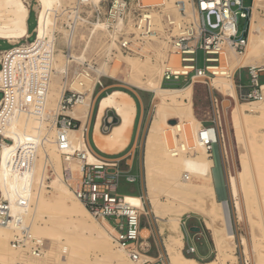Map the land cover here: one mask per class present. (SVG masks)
<instances>
[{
	"label": "built area",
	"instance_id": "1",
	"mask_svg": "<svg viewBox=\"0 0 264 264\" xmlns=\"http://www.w3.org/2000/svg\"><path fill=\"white\" fill-rule=\"evenodd\" d=\"M254 5L255 0L248 8L244 6V0H75L72 5L64 7L59 19V24L66 30L65 35L56 32L53 44L45 46L37 42V11L31 3L30 15L34 13L36 18L34 40H30V34L26 39L11 44L10 49L0 50V158L3 147L13 144L8 133L16 119H33L44 126L45 133L52 129L55 132L54 144L64 161L62 179L74 197L91 216L109 225L115 244L125 251L131 261L136 264H165L163 257L148 258L149 247L141 234L142 218L146 214L126 196L117 194L123 177L122 161L94 150L88 143L92 118L83 144L77 145L71 137V131L82 127V121L73 116V111L85 101L89 93L87 87L96 77V67L101 65L100 61L75 58V41L83 29L100 27L107 37L106 43H115L114 52L142 58L146 46L163 42L170 56L179 58V71H173L167 61L162 86L181 79L192 84L212 86L214 79L231 75L234 58H242L247 53L249 21ZM241 20L247 21L242 32L239 28ZM69 39H72L71 43ZM199 52L205 56L203 69L197 67ZM59 53L66 64L60 73L64 92L52 113L49 94L52 79L57 73L55 57ZM242 70L237 68L232 73L233 79ZM247 70L251 86L242 96V101H262L264 90L259 78L264 74V68L249 66ZM97 87H102V84H95L93 97ZM240 89L244 87L240 85ZM217 114L211 122L213 126H203L197 135L199 146L210 156L224 142L223 125L219 112ZM172 141L169 151L176 157L191 156L196 152V142L193 139L191 144L185 130L176 131ZM40 148L38 144H28L11 152L9 167L18 179L27 176L35 179ZM73 163L79 167L76 181L70 169ZM50 172L51 169L47 175ZM126 179L130 183L136 182V177L127 176ZM185 179L189 180V175ZM141 199L146 206L144 197L141 196ZM27 207L25 198L17 196L12 200L0 186V226L15 233L12 241L14 249L42 260L47 242L31 233L26 222ZM187 253L194 255L196 250L190 247ZM65 255L63 251L61 257L64 260ZM58 264H65V261L61 259Z\"/></svg>",
	"mask_w": 264,
	"mask_h": 264
},
{
	"label": "bare ground",
	"instance_id": "2",
	"mask_svg": "<svg viewBox=\"0 0 264 264\" xmlns=\"http://www.w3.org/2000/svg\"><path fill=\"white\" fill-rule=\"evenodd\" d=\"M36 1L37 42L47 46L51 31L57 30L62 35L66 33V30L62 25L55 28L58 18L55 14L53 0ZM29 3H26L25 0H0V39L16 44L21 39L23 40L29 36ZM259 4L260 0H255L253 13ZM255 19L257 20V16ZM263 25H257L254 19L252 20L247 53L242 58H234L232 73L237 68L247 65L257 66L262 63L260 60L264 61ZM68 42L71 43L69 40ZM114 48L115 43L111 41L107 48L109 58ZM143 53L145 54V60L123 56L115 52V57L112 58L117 60L115 61L117 63L115 67L111 69V65L104 63L96 69V77L87 87L89 93L87 92L85 101L83 104L76 106L73 111V116L82 121V127L80 130L71 131V137L77 145L83 144L85 125L90 118L92 109L93 90L100 78L107 77L120 81L121 68L130 67L129 71L125 70L123 72L127 77L126 82L136 89L154 94L155 112L148 128L144 148V183L150 213L154 215L155 219L166 221L168 226L177 233V236H172L171 241L166 244L170 264H227L229 259L235 261L237 259L234 254L235 235L232 228L229 204L226 198L217 196L212 183L215 162L210 157H214V155L210 156L206 153L205 149L199 146L197 142V135L203 127L193 112V84H188L183 88H166L162 86L163 68L166 67L164 65L169 55V49L165 43H150L143 49ZM154 56L156 57L155 64L152 63ZM83 58L81 56L77 59L82 61ZM65 65L61 59L55 61L57 70L55 77L60 75ZM175 71L177 72L179 69ZM232 73L229 77L214 79L212 86L223 92L224 95L235 98L236 91ZM146 75L147 78L144 79L143 77ZM50 88L49 105L53 113L63 95L64 85L61 81V86L53 85ZM108 111H113L120 122L111 128L104 127L105 133H101V121ZM136 111L135 100L126 91L114 89L101 98L96 116V144L102 152L115 154L127 148ZM171 117L174 119L172 121H178V123L172 125L170 123ZM231 119L238 144L242 147L241 149H244L240 157L242 172L238 177L231 175L229 178L231 195L235 200L239 218H241L239 186L243 190L246 189L254 175L248 154L249 147L244 135L246 132L251 131L252 126L256 123L255 121L264 119V99L258 102L237 104L232 111ZM109 122H112L111 118ZM186 126H191L194 131L196 154L194 153L195 155L190 157L185 155L176 157L169 151L170 137L168 133L169 131L173 133L174 138L171 139H175L176 131H184ZM54 134L55 132L52 129L45 133L44 126L41 123L26 117L16 119L10 126L8 138L13 140V144L4 146L2 149L0 158L1 189L12 200L17 196H21L28 201L26 222L29 223L31 233L33 236H38V239L44 238V240L51 241L47 243L44 259L32 258L14 249L11 240L15 238V233L10 228L0 226V264H41L40 262H47L53 258V253L56 252L53 250L58 251L59 248L61 251L66 252L65 260L63 259L65 264H80L83 261V253L89 248H99L104 251L106 258H113L112 245H115V242L111 234L103 229V225L107 227L109 225L91 216L82 203L74 197L70 187L62 179L64 161L54 144ZM28 144L41 146L38 154L41 159H44L45 163L43 166L38 165L36 167L35 179L32 176L19 177L20 179H18L10 170L9 158L13 150ZM48 165L52 167L56 176L51 185L48 186L52 189L53 197L48 196L49 192L46 191L45 180ZM70 169L74 173V181L78 180V165L73 163ZM188 175L190 179L186 180L185 177ZM191 177L201 180L200 183L194 184L191 182ZM163 189L166 191L165 195L167 197L165 203L162 202L160 194ZM126 197L142 212L148 214L141 197ZM191 213L202 214L205 217V223L212 233L216 250V257L213 260L201 263L193 258L186 257L182 253L183 239L178 232L179 223L185 215ZM63 237H68L66 243H62ZM242 242L245 253H248L249 249L245 237H243ZM53 246L56 247L53 249ZM259 247L257 245L253 250L258 253L256 262L263 264L264 256H262V252L264 251H260ZM119 251L125 253L121 249ZM125 255V257H128L126 253ZM125 257H119L118 264H136L129 257Z\"/></svg>",
	"mask_w": 264,
	"mask_h": 264
},
{
	"label": "rangeland",
	"instance_id": "3",
	"mask_svg": "<svg viewBox=\"0 0 264 264\" xmlns=\"http://www.w3.org/2000/svg\"><path fill=\"white\" fill-rule=\"evenodd\" d=\"M28 1L25 0L26 3L30 2L29 3L30 5L31 3H32V6L35 5V8H36L37 6L36 0H30L29 2ZM53 1L55 5V14H57V18H58L56 21L55 28H58L59 26H61L59 24V19L62 15V12L64 11V7L68 5H72L75 2V0H53ZM251 1L252 0H244V6L248 8L251 5ZM257 8H256L257 11L255 10V12L250 15L249 23L251 24L252 20L254 19L257 25H262L264 24V0L263 1L260 0V4L258 5ZM256 16H257V20L255 19ZM246 25H247L246 20L240 21L239 28L241 32L244 30ZM262 27L264 31V25ZM35 28H36V18H35L34 13H32L29 18V22H28L29 33L32 34V37L30 39L31 41L34 40ZM56 32L57 30L51 31L49 38H48V45L53 44V41L56 38L55 37ZM62 35H65V34H62ZM106 40H107V37L105 35V32H103L100 27H96L95 29H90V30H88L87 28L83 29V31L80 33V36H78L77 40L75 41L76 47H77L76 49L77 53H75V56L77 58L83 56L84 57L83 60H86V61H95V62L100 61L101 65H103L104 63H108L109 66L111 65L110 68L112 69L113 67L117 65V63L115 62L117 60L112 59L115 57L114 51L112 52V55L110 58L107 56V48L110 42L106 43ZM69 41L72 42V39L71 40L69 39ZM6 42H0V50H8L11 48V46H9ZM143 55H144L143 58L137 57V56H133V57L138 58L140 60H145L146 59L145 54L143 53ZM59 59L63 60V62L65 63V59L60 53L56 55L55 61ZM155 59L156 57L154 56L152 60L153 64L156 63ZM167 61H169V66L173 68V71L179 68V58L178 57H175L173 55L170 56V53H169L167 57ZM260 61L262 63H260L256 67L264 68V61L262 60ZM260 61L258 60V62ZM164 66L166 67L163 68V74H164L165 69L167 68L166 63ZM99 67H96V69H98ZM197 67L199 69H203L205 67V56L203 52H199L198 54ZM128 69L130 70V67L128 66L124 67L123 69L121 68L120 71H122L121 72L122 74L121 73L119 74L121 78L120 81H114V80L108 79L107 77H104V78L101 77L102 79L100 78L102 87H108L113 84H118L119 87L115 89H120V90L128 92L135 98V100H138V95L141 96L146 108L148 107L147 115L143 121L141 128L137 127L136 142L134 144V147H131L129 150H127L126 152L118 156L119 158L123 157L127 155L131 150H133V148L134 149L136 148V152L134 154L135 161L133 163L129 162V164L131 165V168L127 166V160H130L131 157H127L125 161H122L120 163V168H121V171L123 172V177L119 181V185L117 188V194L121 197L123 196H143L144 197V200L146 203L145 207L148 211V214H146L142 218V226L148 229L149 227L152 228L153 235L157 239L158 247L162 252V255L165 260V264H170L167 251H165L166 244L171 241L172 236H177V233L168 226L166 221H161L160 219H157V218L155 219L154 215L150 213V210H149L150 206L147 201L146 188H145V183H144V179H145L144 178L145 177V167H144V160H143L144 148H145V142H146V138L148 134V128H149L150 123L153 120V116L155 112L153 101H152V99L154 98V94L145 93L129 85L126 82L127 77L123 74L125 70L129 71ZM143 78L144 79L147 78V75L144 76ZM235 82L237 85L241 82L246 88H249L251 86V79H250L248 70L243 69L240 73H238L236 75ZM188 84H191V83L181 79L178 82L172 81V82L166 83L163 87L183 88L187 86ZM259 84L264 85V75L260 76ZM53 85L61 86V76L60 75L53 77L51 86ZM102 87H97L96 94L94 96V107H93V112H92V117H91L92 119H91V124H90V132H89V139L91 140V142H92V125L95 119V113H96V109L98 106V102L100 100V97L105 96L108 92L111 91V90L104 91L101 95L98 96V94L102 91ZM229 100H230L229 98L224 96L223 93L215 89L213 86L195 84L194 93H193V110H194V115L196 116V118L200 122L204 123L205 127H212L213 125H210V124L213 121L214 117L218 115L217 112H219V116L221 118V122L223 125L224 142L222 143L221 146H218V148L213 154L214 157H210V159L214 160L215 162V169L213 170V174H212L213 175V178H212L213 188L217 192V196H219L220 198L224 197L228 201L232 228H233V232L235 235L234 254L237 259L235 261L233 259L231 260L229 259V261H227V264H233V262L234 264H258L256 262L258 253H256L255 250L253 249L258 245L260 246L259 247V249H261L260 251H264V249H262L264 248V119L255 121L256 123L252 126L251 131H249V133L246 132V134L244 135L247 141L248 147H249L248 154H249L250 164H251V168H252L254 175H253L252 181L250 182L249 186L246 189L243 190L241 186H239V201H240L241 216H242L241 218H239V215L236 209L235 200L233 199L231 195V190L229 186V178L231 175L238 177V175L242 172V165L240 163V157L244 149H241L242 147L238 144L235 129L233 127L232 119H231L232 111L236 107V105L234 102H232L230 105L228 102ZM239 102L242 103L244 101H239ZM223 105L225 109H223ZM228 105L230 106L227 108ZM170 120L172 121L174 119H172L171 117ZM176 122L178 123V121ZM102 126H103L102 132L105 133L103 130L105 127L104 122ZM185 131H187L186 137L192 144L193 139H195L194 131L192 127L186 126ZM168 136L170 137L168 147H172L173 141L171 138H174V135L173 133L169 131ZM44 163H45L44 159L43 158L41 159L38 154V165L43 166ZM49 169H51L52 172H50L47 175L46 180L49 179L47 183L45 180V183L47 185L46 191L49 192L47 194L48 196L53 197L54 194L52 193V189L49 188L48 186L51 185L52 180L55 179L56 176L54 175V171L52 167H50V165H48V170ZM127 176L136 177V182L134 183L128 182L126 179ZM161 178H158V179L160 180ZM200 181L201 180L197 178L191 177V182H193L194 184H199ZM165 192L166 191L163 189V191H161L160 193L162 197L161 200L163 203H165L167 200ZM53 208L55 209V207ZM190 216L196 220L197 229H199V231L201 230L207 233L208 237L211 239V243L214 248L212 233L206 226L204 215L192 214V213L185 215L181 221L182 232L185 234L184 232L185 226L184 224H182V222L183 220H185L187 217H190ZM190 225H192V221L189 222V226ZM103 226H104L103 229L106 232L108 231V233H110L113 238L112 229L110 227H107L106 225H103ZM168 228L172 232V234L170 233L169 236L167 232ZM148 235L149 233L143 234L144 237H147ZM193 235L194 233H191V236ZM34 237L37 238L38 236H34ZM243 237H245L247 240V245L249 249L248 253H245V250H244L245 247L243 246V242H242ZM14 239L11 240V245ZM42 240H44V238ZM44 241L49 243V241L51 240L45 239ZM67 241H68V237H63L62 243H66ZM55 247L56 246H53V249ZM112 247H113L112 248L113 258H106L104 256L105 254L103 253L104 251L99 248H96V249L89 248L88 250H85V252L83 253L82 255L83 261L80 264H118L119 257L124 258L126 255L125 253L123 254L121 251H119L120 248L116 244L112 245ZM53 251L57 252V253L56 252L53 253V258L51 259L49 258L50 260L47 262L42 261L40 263L41 264H44V263L58 264L61 259L63 260V258L61 257V254L63 251H61L60 248L58 249V251L56 249H54ZM156 251L157 250L153 248L149 251L148 255L151 257H155ZM20 253L25 254L22 252ZM183 254L186 257L194 258L192 256L187 255L186 252L184 251H183ZM262 254H263L262 256H264V252H262ZM215 257H216V253L211 257L210 260L215 259ZM125 258H128V257H125ZM200 262L203 263V261H200Z\"/></svg>",
	"mask_w": 264,
	"mask_h": 264
},
{
	"label": "crops",
	"instance_id": "4",
	"mask_svg": "<svg viewBox=\"0 0 264 264\" xmlns=\"http://www.w3.org/2000/svg\"><path fill=\"white\" fill-rule=\"evenodd\" d=\"M30 13H29V18H30ZM29 18H28V22H29ZM28 34L30 35L29 33V29H28ZM0 42H6V40H2L0 39ZM9 46H11V43H9L8 41L6 42ZM2 51V50H1ZM249 66H253V65H247L245 67H240V68H243V69H247V67ZM241 72V71H240ZM240 72H237L234 76V85H235V91H236V97L235 98H231V97H228L226 95L227 98H229L230 100L228 101L229 104L231 105L232 102L235 103V105L237 106V104L241 103L239 101H242V96L248 91L249 88H246L241 82L237 85L236 84V75ZM264 75V74H262ZM110 79V78H108ZM113 80V79H111ZM114 81H117V80H114ZM101 83V79L100 81L97 83L99 84ZM96 84V85H97ZM240 85H242L244 87V89H240ZM119 87L118 84H113V85H110L108 87H103L102 91L98 94L101 95L104 91H108V90H114L115 88ZM95 88V87H94ZM194 88H195V84H193V93H194ZM139 90V89H138ZM94 91V90H93ZM145 93H151L153 94L152 92H149V91H144V90H141ZM109 93V92H108ZM223 93V92H221ZM224 94V93H223ZM102 97H100V100H101ZM134 98V97H133ZM99 100V102H100ZM135 100V98H134ZM192 100H193V94H192ZM96 101V100H95ZM153 101V99H152ZM99 102H98V105H99ZM135 103H136V116H135V120H134V124H133V129H132V133H131V136H130V139L128 141V145H127V148L122 151V152H119V153H115V154H107V153H104L102 152L97 144H96V122H97V112H98V106H97V109H96V113H95V119L93 121V125H92V142L91 140L89 139V132H90V129L88 131V134H87V140H88V143L90 144V146L94 149V150H98L100 152H102L103 154L105 155H108V156H113L114 158L118 159V160H121V161H125L127 159V157H131L130 160H127V166H129L131 168V165L129 164V162H134L135 161V152H136V148L133 150H131L127 155L123 156V157H118L120 156L122 153L126 152L127 150H129L131 147H134V144L136 142V130H137V127L138 128H141L142 124H143V121L144 119L146 118V115H147V110H148V107L146 108L145 104H144V101L142 99L141 96L138 95V100H135ZM91 104H92V109H91V114H90V118H91V115H92V112H93V105H94V97H93V94H92V99H91ZM224 104V103H223ZM228 105L227 108L230 106ZM223 109H225L224 105H223ZM194 112V110H193ZM107 112L105 113L104 117L106 116ZM89 118V120H90ZM106 118V117H105ZM89 120L87 121L86 123V130H87V125L89 123ZM104 118L102 119L101 121V126H100V132L102 133V128H103V122H104ZM202 124V127L204 126V123L200 122ZM91 124V122H90ZM210 125H213L212 123ZM205 127V126H204ZM86 130L84 132V139H85V134H86ZM133 153V154H132ZM118 157V158H117ZM131 197H141V196H131ZM143 197V196H142ZM182 221V219H181ZM181 221L179 223V235L182 237L183 239V251L186 252L187 255H189L187 253L188 249L190 247H194L195 250H196V253L194 255H189V256H192L194 257L193 259L195 260H199V261H203V262H206V261H210L211 257L216 253V250L215 249V246L213 248V245L211 243V239L208 237L207 233L204 232V231H199L197 230V225H196V220L193 218V217H187L185 220H183L182 224H184L185 226V234L182 232L181 230ZM192 221V225L189 226V222ZM207 226V225H206ZM196 229L194 231H192V229ZM189 231V232H188ZM168 236L170 235V233L172 234V232L169 230L168 228ZM149 235L147 237H144L143 234H148ZM191 233H194L193 236H191ZM142 237L144 239V243L145 245H147L149 247V251L151 249H155L157 250L156 251V255L155 257H151V256H148L149 258H152V259H158L160 257H163L162 255V252L161 250L159 249L158 247V242H157V239L156 237L153 235V230L151 227L146 228V227H143L142 229ZM214 243V242H213ZM199 245V246H197ZM166 251V250H165ZM182 251V253H183ZM164 258V257H163ZM190 258V257H189Z\"/></svg>",
	"mask_w": 264,
	"mask_h": 264
},
{
	"label": "water",
	"instance_id": "5",
	"mask_svg": "<svg viewBox=\"0 0 264 264\" xmlns=\"http://www.w3.org/2000/svg\"><path fill=\"white\" fill-rule=\"evenodd\" d=\"M110 118L112 119L111 123L109 122ZM119 122H120L119 119L116 117V115L113 111L107 112L106 119L104 120L105 127L111 128L112 126L119 124ZM170 123L172 125H175L177 122L171 121ZM194 230H196V229L193 228L192 231H194ZM197 230H199V229H197Z\"/></svg>",
	"mask_w": 264,
	"mask_h": 264
}]
</instances>
